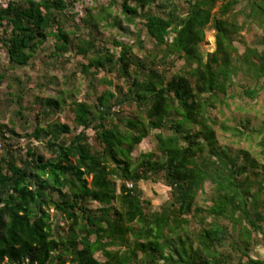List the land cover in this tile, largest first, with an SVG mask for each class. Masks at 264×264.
I'll return each mask as SVG.
<instances>
[{
	"label": "trees",
	"instance_id": "trees-1",
	"mask_svg": "<svg viewBox=\"0 0 264 264\" xmlns=\"http://www.w3.org/2000/svg\"><path fill=\"white\" fill-rule=\"evenodd\" d=\"M77 1L0 4V44L10 69L26 65L51 38V56L74 50L86 60L79 67L85 76L112 68L126 82L119 98L103 89L91 103L73 99L71 120L80 130L67 141L62 140L71 132L67 123L37 122L27 136L48 155L31 143L24 157L11 154V144L0 149V264H264V256L251 255L252 240L258 241L252 234L264 244V162L219 144L217 124L238 137L244 132L208 114L209 107L227 105L235 84L248 99L264 89V0H245L240 10H235L238 0L219 5L185 0L183 7L159 0L158 10H153L156 0H109L108 7L118 5L122 15L112 18V26L132 34L121 22L141 20L153 42L143 57L123 41L114 42L115 54L78 28L67 29L64 11ZM239 14L244 16L240 23ZM247 21L262 33L256 46L244 43L239 53L234 40ZM209 26L214 46L204 52ZM167 59L181 61L168 78L159 70ZM4 77L0 70V82ZM126 101L135 111L114 117L113 105ZM63 102L48 97L43 104L61 108ZM241 123L246 129L248 119ZM0 127L2 139L4 132L14 134ZM88 128L99 148L89 143ZM151 130H156L154 151L134 158L133 150ZM252 131L264 161V125ZM158 174L170 197L151 209L138 183ZM206 182L210 205L204 207L196 204V196L204 193ZM50 207L66 220L62 232L49 221ZM191 223L196 225L192 231Z\"/></svg>",
	"mask_w": 264,
	"mask_h": 264
},
{
	"label": "rangeland",
	"instance_id": "rangeland-1",
	"mask_svg": "<svg viewBox=\"0 0 264 264\" xmlns=\"http://www.w3.org/2000/svg\"><path fill=\"white\" fill-rule=\"evenodd\" d=\"M8 0H0V4H6ZM109 0H79L72 4L64 11L65 27L69 30H76L77 33L83 34L84 37H93L95 44L100 48H107L109 52L118 53L119 47L114 46L115 41H123L131 45L132 52L138 57L151 50L153 46L152 40L146 35L141 20L137 19L133 24L127 26L132 34L124 33L117 25L112 26V18L119 20L122 18L118 5L108 7ZM156 0L153 4V10H158ZM179 3L180 7L185 5V0H173ZM223 0H217L219 5ZM245 4V0H238L235 10H240ZM105 8L106 11H102ZM106 19L101 15H106ZM244 20L243 14H239L237 21L240 23ZM138 33V36L135 35ZM262 31L255 23L245 22L244 28L235 36L234 45L238 52L244 50L245 45H257L256 40L260 37ZM214 30L208 27L205 34V42L202 44L204 52L210 51L214 46ZM245 43V45H244ZM142 46V48H141ZM52 39L49 38L29 59L26 65L10 69L5 48L0 44V70L4 72L5 77L0 82V125L7 129H13L14 134L4 132L6 140L0 135V149H7L8 144L11 154L24 157L27 146L31 145L39 152L48 155L40 143L32 138H28L29 134L37 122L41 125L51 121H59L67 123L71 132L63 135L62 140L67 141L71 135L78 132L80 128L73 126L70 111V102L73 99H85L93 102L95 96L103 89H109L115 92L119 98L126 89V82L118 75L115 69L106 71L98 69L93 75L85 76L79 71L80 64H85L86 60L78 55L74 50L64 54L63 57L51 56ZM146 65H149L150 57L146 56ZM165 65L159 67V70L168 78L174 72L180 70L181 61L176 60L170 64L167 59ZM131 66V70H133ZM74 72V74H73ZM238 81V80H237ZM239 82V81H238ZM233 98H227V105L218 104L215 107L208 108V114L211 118H215L218 122H224L229 126H236L244 132L242 136H235L231 132H223L219 125H215L218 143L227 146L231 152L235 150H246L251 156L264 162L259 153L257 145L259 137L252 130L264 125V89L254 99H248L240 94V87L235 84L231 90ZM48 97H57L63 99L61 108H48L44 106L43 101ZM44 110V112H43ZM115 115L118 117L130 115L135 111L134 104L130 101L121 104H115L112 107ZM41 113V114H40ZM39 114V116H37ZM248 119L247 128L242 127V123ZM1 128V127H0ZM156 130H151L149 134L135 147L132 156L135 158L141 152L154 151ZM88 141L91 145L99 148L98 142L92 129L85 130ZM7 134V135H6ZM158 154V153H156ZM138 187L141 190L142 198L151 202V209L157 208L159 205L168 202L170 193L169 188L165 185L161 174L140 181ZM210 191V184H204V193L198 192L196 196V204L199 206H208L210 201L207 195ZM95 204L90 203V206ZM49 221L56 232H62L61 229L66 227V220L56 212L52 207L48 210ZM209 220V218H207ZM222 223H226L222 220ZM264 224V223H263ZM196 225L191 223L189 230H194ZM252 237L258 240L256 243L252 240L251 255L262 258L264 256V244L260 241L259 236L252 234ZM227 250V245L223 247ZM67 264V263H66Z\"/></svg>",
	"mask_w": 264,
	"mask_h": 264
}]
</instances>
